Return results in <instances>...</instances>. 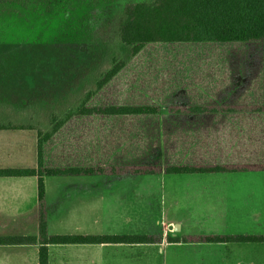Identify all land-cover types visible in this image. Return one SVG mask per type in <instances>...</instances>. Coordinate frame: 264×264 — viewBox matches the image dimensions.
Masks as SVG:
<instances>
[{
  "label": "rangeland",
  "instance_id": "obj_1",
  "mask_svg": "<svg viewBox=\"0 0 264 264\" xmlns=\"http://www.w3.org/2000/svg\"><path fill=\"white\" fill-rule=\"evenodd\" d=\"M120 1L137 3L152 0ZM88 14L89 9L83 7L75 14V27L73 17L62 26L54 23L50 28L40 30L36 39L28 44L24 38L29 34L23 30L20 36L10 40L12 42H0V108L10 110L11 114L16 110V120L32 126L35 132L37 129L42 135L51 132L55 125L52 118L62 119L89 93H92L89 106L154 104L162 108L163 117L170 105L253 102L259 96L264 42L204 47L152 45L133 56L129 47L109 45L99 36H91L82 30ZM121 61L126 62L125 67L113 80L99 88V83ZM116 121L99 116L74 117L46 143L45 166H85L115 159L130 160L133 141L127 131L132 126ZM194 124L176 125L179 127L177 132L183 134L180 140L182 154L195 148L181 159H190L192 153L198 152L196 157L221 162L234 161L238 157L259 158L258 118L241 122L224 120L217 125L221 132L211 146L204 140L202 145L200 142L196 147L190 146L184 132L193 129ZM235 136L237 138H233ZM204 151H208L206 156ZM171 157V160L178 158L175 155ZM162 163L165 164L164 157ZM162 176L164 179V174ZM207 177L210 181L216 179L217 185L224 178L232 180L231 191L242 194L238 201L246 206L249 218L263 220L259 228L248 224L245 232L264 234V173L184 176L174 178L173 182L185 179L182 183L176 182L175 186L168 178L162 191L159 186L152 189L160 191L166 198L164 208L169 217L182 209L172 203L173 196L177 194L180 196L177 197L180 199L178 204L223 201L221 196L205 192L208 189ZM105 179L111 181L110 178ZM53 213V218H57L59 207ZM51 221L53 223V219ZM192 229L196 234L207 232L205 226H193ZM38 232L37 223L29 219L24 225L0 227V238L21 237L23 234L32 236ZM64 232L63 226L48 227L50 235H65Z\"/></svg>",
  "mask_w": 264,
  "mask_h": 264
},
{
  "label": "trees",
  "instance_id": "obj_2",
  "mask_svg": "<svg viewBox=\"0 0 264 264\" xmlns=\"http://www.w3.org/2000/svg\"><path fill=\"white\" fill-rule=\"evenodd\" d=\"M83 7L89 9V14L82 24V30L89 32L91 36L94 34L99 36L109 45L129 47L133 56H137L152 45L204 47L264 42V0H152L137 3L120 0H0V42H12L10 40L20 36V31L23 30L29 34V37L24 38L25 44H28L36 39L40 30L55 24L60 26L67 24L72 17L75 27V14ZM125 65V61L116 65L99 83V88L113 80ZM261 74L260 93L258 98L254 99L256 101L222 105L209 103L170 105L164 117L162 108L154 104L89 106L87 104L92 93L87 94L78 104L71 107L62 119L53 117L52 122L55 125L51 132L43 134L44 137L37 129L39 140L36 168L0 169V177H37L39 203V236L0 238V245L39 243V264H49L50 245L155 242L156 239L152 236L50 235L46 212V178L92 175L153 176L161 173L167 175L264 173V55ZM76 116L112 118L117 120L116 122L131 125L132 128L127 131L133 141V150L130 151L132 154L128 157L130 160L115 159L113 162L85 166H45L46 143ZM253 118L260 121L261 150L257 160L238 157L229 162L211 161L204 160L205 157H196L200 152L192 153L193 157L190 159H181L195 148L182 154L180 140L183 134L177 132L179 127L176 125L195 123L193 129L184 132L190 146L196 147L200 142L202 145V140L211 146V143L215 144L221 132L217 128L218 124L226 119L241 122ZM6 127L0 123V129ZM204 152L203 155L206 156L208 151ZM173 155L178 158L171 160ZM163 157L165 164L162 163ZM188 240L213 243H264V235L200 236Z\"/></svg>",
  "mask_w": 264,
  "mask_h": 264
},
{
  "label": "crops",
  "instance_id": "obj_3",
  "mask_svg": "<svg viewBox=\"0 0 264 264\" xmlns=\"http://www.w3.org/2000/svg\"><path fill=\"white\" fill-rule=\"evenodd\" d=\"M14 111L11 114L10 110L0 108V123L7 126L0 129V169H34L38 163V133L32 126L24 127L22 121H17L18 113ZM161 174L46 178L48 227L63 226L65 235L70 236L156 239L154 243L142 244L50 245L49 264H264V243L188 240L200 236L264 235L245 232L248 224L259 228L263 220L249 218L246 206L238 201L242 194L231 191L232 180L224 178L217 185L216 179L210 181L207 177L205 192L221 196L223 201L178 204L180 196H173V205L182 209L168 217L164 208L166 198L152 188L159 186L162 191L168 178L175 186L185 180L173 182L178 177L199 175ZM155 201L156 205H152ZM58 207V217L53 218ZM29 219L37 223L39 231L38 178L0 177V227L24 225ZM193 226H205L207 232L196 234L192 232ZM27 236L31 235L21 237ZM32 236L38 237L39 232ZM39 250V243L0 245V264H39Z\"/></svg>",
  "mask_w": 264,
  "mask_h": 264
}]
</instances>
